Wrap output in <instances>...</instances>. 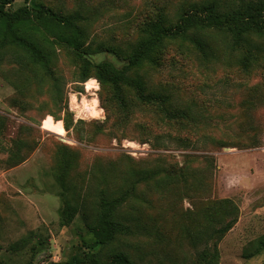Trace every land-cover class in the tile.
<instances>
[{"label":"rangeland","instance_id":"1","mask_svg":"<svg viewBox=\"0 0 264 264\" xmlns=\"http://www.w3.org/2000/svg\"><path fill=\"white\" fill-rule=\"evenodd\" d=\"M211 1L14 0L9 10L44 6L78 15L91 61L120 69L147 25L161 17L174 25L184 10ZM207 37V58L188 41H170L159 65L133 73L167 99L171 114L184 111L179 123L165 122L131 92V110L120 115L109 89L93 75L84 80L71 51L53 40L49 71L26 67L21 51L2 52L0 264L74 257L120 264L113 259L119 253L134 264H198L214 244L207 236L194 241L198 231L235 218L217 242L218 264H264V61L244 73L241 52L216 32ZM103 188L128 198L117 218L131 234L96 256L84 217L93 223ZM67 203L77 209L70 220L62 217Z\"/></svg>","mask_w":264,"mask_h":264},{"label":"trees","instance_id":"2","mask_svg":"<svg viewBox=\"0 0 264 264\" xmlns=\"http://www.w3.org/2000/svg\"><path fill=\"white\" fill-rule=\"evenodd\" d=\"M13 3L14 0H0V55L5 50L21 51L26 60V67H41L49 71L51 61L49 48L53 40L71 51L81 66L84 80L93 75L101 87L109 89L111 102L120 115L124 116L131 110V100L128 101L127 98V93L131 92L139 105L157 109L165 122L179 123L187 118L184 111L171 114L166 107L167 99L160 94L149 92L141 78L133 75L145 65H159V54L167 42L188 41L207 58L213 52L207 34L213 31L225 38L226 45L231 51L243 54L239 66L244 73L248 74L264 61V0H232L226 5L215 0L194 5L184 10L174 25H169L161 17L145 27L143 31L146 37L137 43L120 69L108 62L94 64L91 61L90 56L93 53L84 46V33L77 24L80 20L78 15L63 16L44 6L23 7L11 12L9 7ZM54 83L57 87V79ZM60 93L61 91H56V94ZM55 122L61 121L56 119ZM0 124H4L1 116ZM18 145L19 152L25 143L19 142ZM60 180L64 189L68 190L65 174H62ZM127 200L124 194L116 195L103 188L99 192L93 223H87L88 220L84 217L87 228L94 235V244L100 247L96 256L103 247L110 245L118 237L131 234V228L117 218L118 211ZM75 212L77 209L67 203L62 217L64 220H70ZM232 214L226 213L225 216ZM236 221V218L227 221L217 230L214 226H209L208 229L198 231L193 238L194 241L202 242L204 236H207L210 242H214L212 247L199 254L198 264H218L217 242L233 228ZM113 259H118L120 264H134L123 253L117 254ZM50 264H84V261L74 257L67 263Z\"/></svg>","mask_w":264,"mask_h":264}]
</instances>
